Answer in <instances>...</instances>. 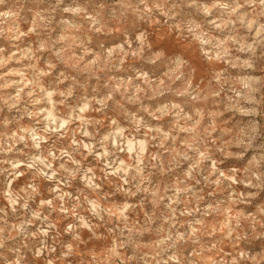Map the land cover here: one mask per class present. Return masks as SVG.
<instances>
[{"label":"clouds","instance_id":"obj_1","mask_svg":"<svg viewBox=\"0 0 264 264\" xmlns=\"http://www.w3.org/2000/svg\"><path fill=\"white\" fill-rule=\"evenodd\" d=\"M0 264H264V0H0Z\"/></svg>","mask_w":264,"mask_h":264}]
</instances>
